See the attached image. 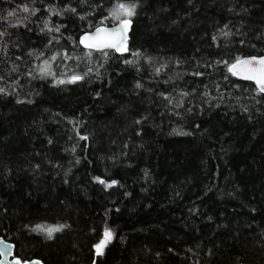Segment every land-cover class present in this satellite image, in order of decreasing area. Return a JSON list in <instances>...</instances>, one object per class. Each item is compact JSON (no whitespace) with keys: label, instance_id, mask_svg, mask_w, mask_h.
<instances>
[{"label":"trees","instance_id":"16d2710c","mask_svg":"<svg viewBox=\"0 0 264 264\" xmlns=\"http://www.w3.org/2000/svg\"><path fill=\"white\" fill-rule=\"evenodd\" d=\"M125 17L127 54L80 45ZM263 55L264 0H0V237L44 264H264V92L230 69Z\"/></svg>","mask_w":264,"mask_h":264},{"label":"water","instance_id":"95a60500","mask_svg":"<svg viewBox=\"0 0 264 264\" xmlns=\"http://www.w3.org/2000/svg\"><path fill=\"white\" fill-rule=\"evenodd\" d=\"M134 21L125 17L113 25L102 24L92 31L83 33L80 45L87 50L115 51L119 55L129 52ZM231 71L239 78L255 83L264 92V55L248 56L231 66ZM0 264H44L39 258L22 260L16 255V245L0 237ZM90 264H98L94 261Z\"/></svg>","mask_w":264,"mask_h":264},{"label":"rangeland","instance_id":"374dc122","mask_svg":"<svg viewBox=\"0 0 264 264\" xmlns=\"http://www.w3.org/2000/svg\"><path fill=\"white\" fill-rule=\"evenodd\" d=\"M94 58V57H92ZM97 59V58H94ZM112 235L110 234V232H106L104 235V238L100 244V246L98 247V251L100 252L102 250V248L108 243V241L111 240Z\"/></svg>","mask_w":264,"mask_h":264}]
</instances>
